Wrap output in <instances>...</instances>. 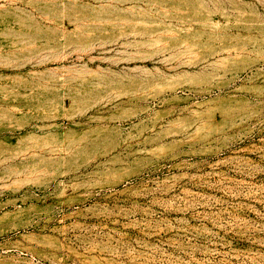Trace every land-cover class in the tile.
I'll use <instances>...</instances> for the list:
<instances>
[{"label":"rangeland","instance_id":"374dc122","mask_svg":"<svg viewBox=\"0 0 264 264\" xmlns=\"http://www.w3.org/2000/svg\"><path fill=\"white\" fill-rule=\"evenodd\" d=\"M0 264H264V0H0Z\"/></svg>","mask_w":264,"mask_h":264}]
</instances>
